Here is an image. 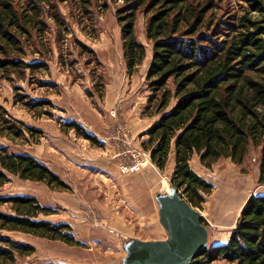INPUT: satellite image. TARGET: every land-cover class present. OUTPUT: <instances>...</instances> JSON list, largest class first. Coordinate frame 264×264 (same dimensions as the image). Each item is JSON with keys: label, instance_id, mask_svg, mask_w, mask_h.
Returning a JSON list of instances; mask_svg holds the SVG:
<instances>
[{"label": "rangeland", "instance_id": "obj_1", "mask_svg": "<svg viewBox=\"0 0 264 264\" xmlns=\"http://www.w3.org/2000/svg\"><path fill=\"white\" fill-rule=\"evenodd\" d=\"M214 1L217 19L240 14L246 7L239 0ZM53 3L63 23L56 22L49 5L41 1L45 30H33L24 45L25 61L46 66L27 70L22 79L0 74V113L37 132L26 130L16 138L0 130V146L35 157L69 189L50 190L47 184L12 176L0 188V199L37 198L54 210V216L42 214L40 219L69 224L83 246L22 232L2 234L36 248L33 255L19 257L16 264H126L127 247L133 242L168 238L160 222V197L169 195L164 182L170 183L175 168L172 155L166 169L160 171L142 146L148 139L145 133L160 117L145 112L152 93L146 82L152 59V44L146 37L148 17L140 13L136 29L147 46V57L129 75L117 14L124 0ZM169 87L174 88L172 80ZM69 122L79 124L98 142L68 130L65 125ZM4 125L3 119L0 129ZM260 157L261 150L252 148L241 165L220 159L210 168L198 156L193 158L192 168L213 185L206 202L196 208L208 227L210 246L227 243L248 198L264 194L258 185ZM65 192L67 198L58 199ZM72 196L79 201L76 209L61 205L60 201L70 202ZM0 211H10L9 205L0 202ZM212 264L229 263L218 260Z\"/></svg>", "mask_w": 264, "mask_h": 264}, {"label": "trees", "instance_id": "obj_2", "mask_svg": "<svg viewBox=\"0 0 264 264\" xmlns=\"http://www.w3.org/2000/svg\"><path fill=\"white\" fill-rule=\"evenodd\" d=\"M41 1L49 5L56 22L63 23L53 0H0V74L22 79L27 70L46 66L23 58L32 31L45 30ZM239 1L246 4L242 13H229L225 19H217L214 0H124L117 12L129 75L147 57V46L136 29L140 13L148 17L146 37L152 44V59L146 82L152 93L145 112L160 117L145 133L148 139L142 146L160 171L174 156L171 186L194 208L202 207L213 191V185L192 168L195 156L207 168L220 159L241 165L252 148L260 149L258 185L264 187V0ZM83 2L89 4L90 0ZM3 119L7 125L1 127L2 134L20 138L26 130L37 132L0 113V122ZM65 127L98 142L76 122ZM12 176L53 189H69L35 157L0 146V188ZM0 202L10 209L0 211V264H16L19 257L36 251L33 245L4 236L3 231L83 246L69 224L40 219L54 210L37 198L12 196ZM218 260L264 264V194L248 198L227 243L210 246L191 264Z\"/></svg>", "mask_w": 264, "mask_h": 264}, {"label": "water", "instance_id": "obj_3", "mask_svg": "<svg viewBox=\"0 0 264 264\" xmlns=\"http://www.w3.org/2000/svg\"><path fill=\"white\" fill-rule=\"evenodd\" d=\"M160 203V222L168 238L133 242L127 247L126 264H191L209 249L208 227L189 201L173 189L171 195L160 197Z\"/></svg>", "mask_w": 264, "mask_h": 264}, {"label": "crops", "instance_id": "obj_4", "mask_svg": "<svg viewBox=\"0 0 264 264\" xmlns=\"http://www.w3.org/2000/svg\"><path fill=\"white\" fill-rule=\"evenodd\" d=\"M41 184H44V183H41ZM45 186H47V185H45ZM47 188L48 189H50L51 190V188L50 187H48L47 186ZM264 188V187H263ZM69 194H67L66 192L64 193V194H62V195H59L58 196V199H60V198H67V196H68ZM63 196V197H62ZM57 197V196H56ZM55 196H54V198H56ZM82 201V200H81ZM61 202V205L63 204V205H65V206H67V207H69V208H71L72 210H74V209H76V206L78 205V199L75 197V196H72L71 198H70V202H68V200H66V201H60ZM51 216H54V214L53 215H51ZM56 216V215H55ZM47 221H52L53 222V219H46ZM76 230L77 229H75L74 228V231L76 232ZM162 240H164V239H162ZM64 264V263H63ZM67 264V263H66Z\"/></svg>", "mask_w": 264, "mask_h": 264}, {"label": "bare ground", "instance_id": "obj_5", "mask_svg": "<svg viewBox=\"0 0 264 264\" xmlns=\"http://www.w3.org/2000/svg\"><path fill=\"white\" fill-rule=\"evenodd\" d=\"M164 191L169 194L171 193V184L169 183L167 179L164 182Z\"/></svg>", "mask_w": 264, "mask_h": 264}]
</instances>
